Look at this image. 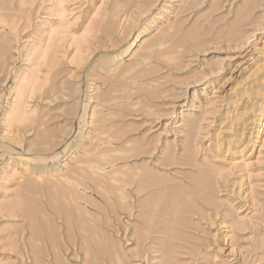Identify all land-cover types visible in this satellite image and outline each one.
<instances>
[{"label": "rangeland", "instance_id": "374dc122", "mask_svg": "<svg viewBox=\"0 0 264 264\" xmlns=\"http://www.w3.org/2000/svg\"><path fill=\"white\" fill-rule=\"evenodd\" d=\"M0 264H264V0H0Z\"/></svg>", "mask_w": 264, "mask_h": 264}, {"label": "bare ground", "instance_id": "6f19581e", "mask_svg": "<svg viewBox=\"0 0 264 264\" xmlns=\"http://www.w3.org/2000/svg\"><path fill=\"white\" fill-rule=\"evenodd\" d=\"M136 39H137V38H136ZM104 150H105V149H104ZM148 176H149V175H148ZM89 181H90V180H89ZM131 182H132V181H131ZM56 184H57V183H56ZM95 184H96V183H95ZM129 185H130V184H129ZM84 186H87V185H84ZM38 187H39V186H38ZM147 187H149V186H147ZM144 189H145V187H144V188H140V187L137 188V187H136V188L134 189L135 191L133 190L132 192H134V194H139V193H141ZM41 190H42V189H41ZM95 190H96V189H95ZM125 191H126V190H125ZM126 192H127V194H125V195H126V196L129 195V194H128V191H126ZM126 192H125V193H126ZM104 195H105V194H104ZM82 196H83V195H82ZM128 197H130V196H128ZM107 198H108V197H107ZM123 198H124V197H123ZM126 198H127V197H126ZM126 198H125V199H126ZM130 199H131V198H130ZM120 202H121V201H120ZM121 203H122V202H121ZM121 203H119L120 205H119V204H117V205L121 206ZM127 203H129V202L122 203V206H124V204H125V206H126ZM142 203H144V204H142V206H143V205L145 206V205L149 204L150 202H149V203H148V202H142ZM145 203H146V204H145ZM117 205H116V206H117ZM129 205H130V204H129ZM147 206H148V205H147ZM129 208H130V207H129ZM124 209H125V208H124ZM101 210H102V209H101ZM127 211H128V209H127ZM99 218H100V217H99ZM97 219H98V218H97ZM87 220H88V219H87ZM47 221H48V220H47ZM64 223H65V222H64ZM53 224H54V223H53ZM77 226H78V225H77ZM80 226H81V225H80ZM89 226H91V225L89 224ZM49 227H50V226H49ZM54 227H55V225H54ZM57 227H58V226H57ZM94 227H95V226H94ZM38 228H39V227H38ZM52 228H53V227H52ZM81 228H82V227H81ZM97 228H98V227H97ZM44 230H45V229H44ZM53 231H54V230H53ZM54 234H56V233H54ZM58 237H59V236H58ZM68 237H69V236H68ZM89 237H90V236H89ZM94 237H95V236H94ZM90 238H91V237H90ZM85 239H86V238H85ZM38 240H39V239H38ZM84 242H85V241H84Z\"/></svg>", "mask_w": 264, "mask_h": 264}]
</instances>
